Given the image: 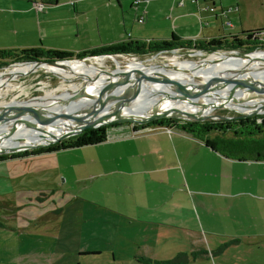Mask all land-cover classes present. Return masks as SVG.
I'll return each instance as SVG.
<instances>
[{
  "label": "crops",
  "instance_id": "obj_1",
  "mask_svg": "<svg viewBox=\"0 0 264 264\" xmlns=\"http://www.w3.org/2000/svg\"><path fill=\"white\" fill-rule=\"evenodd\" d=\"M210 3L214 13L191 0H0V49L79 53L128 38L208 40L246 29L242 1ZM229 7L236 9L222 15ZM122 130L108 128L95 144L0 160L25 166L0 169V196L20 209L13 229L33 238L22 260L53 264L78 252L79 264L87 256L109 264H173L177 256V264H264V159L224 155L211 137L176 127ZM28 174V184L9 183ZM43 233L53 238L49 247L36 245Z\"/></svg>",
  "mask_w": 264,
  "mask_h": 264
},
{
  "label": "water",
  "instance_id": "obj_2",
  "mask_svg": "<svg viewBox=\"0 0 264 264\" xmlns=\"http://www.w3.org/2000/svg\"><path fill=\"white\" fill-rule=\"evenodd\" d=\"M253 51H226L219 52L213 51L207 53L206 56L201 58H185L179 61L167 62V61H155L148 63L142 68H135L131 71H126L122 73L125 78L124 81L116 79L115 81H108L106 86L90 99L88 106L79 111H66L63 112L59 117L57 114H51L50 117H44L42 111L46 108H37L33 113L32 119H16V117L6 116L8 111H4L3 115L0 116V123L5 124V128L8 129V134H1L3 138H0V143H2L8 136L16 131L24 129H36L38 133L43 136L42 141H31L22 145H0V155H11L15 153L26 152L42 147L52 145L59 142L62 139H66L71 136L79 135L82 131L90 128H96L102 125H107L109 123L117 122H134V123H144L149 120H155L160 117L169 116V114H157L151 116L149 119L142 120L140 109L135 111L129 116L115 119L111 117L114 114V110L127 105L129 102L139 98L143 94L142 87L150 86V88L155 87L159 84L167 88L166 92L170 96H175L180 100L185 101H200L202 99L208 100L209 103L214 104L216 107L229 108L234 111L239 112L241 115H259L264 113V101L260 105H256L254 109L249 111L239 110L230 106V99L239 98L236 97L237 90H243L245 95L250 96L247 100L251 99H263L264 100V83H257L252 75H244L243 73L248 70L245 69L241 73L232 74L231 72L226 73H213L209 75L198 76L195 71L188 72L184 71L183 74H178L173 71L175 68L179 67L182 63L188 61H200L205 59L210 54H223L226 57H246ZM34 64L46 63L51 65H60L61 63L56 60H38L31 61ZM25 63V62H23ZM257 63H263L257 65L258 68L264 71V61L259 60ZM167 65L168 68L165 69H153L151 67ZM249 68V73L253 71L248 65H241V68ZM113 69L106 70L110 72ZM134 77V80L131 78ZM261 77H256V79L263 81ZM147 78L148 82H141L143 79ZM262 79V80H261ZM110 83V84H109ZM143 83H146L145 85ZM126 84V85H125ZM125 85L119 89L120 86ZM164 96V95H162ZM36 97V96H35ZM165 99V98H164ZM70 100H73L70 98ZM170 100V99H167ZM32 101V98L26 100H20V106L26 107L27 102ZM23 103V104H21ZM17 105V104H16ZM6 112V113H5ZM195 118L197 120H203L207 118ZM16 120V121H15ZM40 120V121H39ZM38 121V122H36ZM58 124H65L63 127H59ZM46 133L50 134L46 136ZM46 139V140H44Z\"/></svg>",
  "mask_w": 264,
  "mask_h": 264
},
{
  "label": "bare ground",
  "instance_id": "obj_3",
  "mask_svg": "<svg viewBox=\"0 0 264 264\" xmlns=\"http://www.w3.org/2000/svg\"><path fill=\"white\" fill-rule=\"evenodd\" d=\"M200 54L199 52H197L195 54H189V56ZM209 56L200 61H189L182 63V65L179 67L171 66V68H175L173 71H176V73L178 74H183L184 71H195L198 76L223 72H231L232 74H238L241 73L243 70L247 69L248 71L243 74L252 75V77L257 83H262L263 85L264 82L256 79V77H261L262 75H264V71L260 70L257 66L263 64L257 62L259 60L264 61V50H256L246 57L232 56L224 58V55L221 54L219 58H213V61L206 62L205 60ZM116 65L117 67L113 71L103 72L101 69L89 64H85L82 61L65 62L60 65H51L46 63L13 64L11 68L9 67V69H7L6 71L0 72V93L4 88L6 90V88L10 86L11 81L13 79L29 71V68L31 66L43 68L46 71H50L56 75H59L60 77L80 76L85 81L86 86L79 89H75V92L73 91L72 94L67 96H64V93L58 96H53L52 94L45 93L43 96L34 97L32 98V101L24 103L26 104V107H21L19 101L10 100L0 108V116L3 115L4 111L6 110L8 111L6 116L16 117V119L21 120H28L33 118L31 117L32 113L37 108H46L42 111V115L45 118L50 117L51 114H57L56 116L59 117L63 112L66 111L82 110L88 106L90 99L94 97L92 94L95 92L98 93L103 86H106L108 81H115L116 79H119L120 82L124 81L125 78L123 77L122 73L134 70L135 68H142L144 66L140 61L137 60L129 61L125 65H119L116 62ZM241 65L250 66L253 72L251 74H248L249 68H241ZM151 68L165 69L168 67L167 65H159ZM131 79L134 80V77H132ZM262 79H264V77ZM148 81L149 80L145 78L141 82ZM143 84L145 85L146 83ZM125 85L120 86L119 89L125 87ZM142 89L143 94L139 96V98L129 102L127 105L121 108L114 110V114L111 117H115V119H120L122 117L129 116L140 109V118L142 120H146L149 119L151 116L163 113L175 117L192 116L195 118H203L205 116H209L208 114H206L207 111L216 107L214 104H206L209 103L206 99H202L197 102H190L185 100L182 101L176 98L175 96L169 97L168 93L166 92L167 88L159 84L155 85V87L153 88H150V86H144L142 87ZM81 93H84V95L79 97ZM236 97L239 98L230 99V106L245 111L254 109L256 105H260L262 101H264L263 99L247 100V98H249L250 96L245 95V92L243 90H237ZM70 98H72L73 100H70ZM82 104L84 106H82ZM58 125L59 127H63L65 124ZM6 133L8 134V129L5 128V124L0 123V138H3L1 134ZM49 135L50 134L46 133V136L50 137ZM29 140L42 141L43 136H41V134L38 133L36 129L32 130L23 128V130L14 132L12 136H8V138H6L2 143H0V145H22L28 143Z\"/></svg>",
  "mask_w": 264,
  "mask_h": 264
},
{
  "label": "rangeland",
  "instance_id": "obj_4",
  "mask_svg": "<svg viewBox=\"0 0 264 264\" xmlns=\"http://www.w3.org/2000/svg\"><path fill=\"white\" fill-rule=\"evenodd\" d=\"M215 1L216 3L218 2V0H215ZM228 1L229 0H222V2H228ZM231 1H235V0H231ZM240 1H242L243 3V8L242 9L240 8L238 13L240 14V17H242L244 21V26L246 28L244 30L261 28L262 26H264V0H240ZM236 14L237 12L232 13L230 15V20L232 22L234 21V18L232 17L233 15H236ZM208 31L209 30L203 31L204 37L206 38L208 37V33H207ZM240 31H242V29H238L234 32L238 33ZM170 35H171L170 32L166 33L167 38ZM182 50L183 48H179V49L173 50L172 52L161 53L160 55H157L155 58L151 57V59H146V58L153 56L154 53H146L143 55L119 54V53H114L112 51L96 53V54L94 53L92 55H89V54L82 55L79 53H72L71 57L66 58V59L56 60V61H59L61 64L65 62H71V61H82L85 64L95 66L101 69L103 72H106V70H109V69L114 70L117 67L116 62L119 65H125L129 61L137 60V61H140L145 66L148 63H152L155 61L163 60L167 62H174V61H179L180 59H185V58H190V57L201 58L207 55V53H204L199 50L198 52L199 54L201 53L200 55L189 56L187 55L188 53L186 54ZM256 50H264V48H259ZM220 51L226 52L225 50H220ZM191 52H194V50ZM219 56H220L219 54H214V55L212 54L205 61L206 62L213 61V58H219ZM96 61L99 63H97ZM23 62L32 63L31 61H14V62L9 61L6 63V65L0 66V72L6 71L7 69H9V67L11 68L13 64H22ZM85 86H86L85 81L80 76L60 77L59 75H56L50 71H46L43 68H40L37 66H31L29 68V71L13 79L11 81L10 86L7 87L6 90L4 88L1 91L0 108L3 105H5L7 102H9L10 100L20 102V100L23 101L29 98H34L35 96L36 97L43 96L45 93L52 94L53 96H58L64 93L65 94L64 96H67V95L72 94L75 89H79ZM96 94L97 93L95 92L92 95L95 96ZM83 95L84 93H81L79 97ZM82 106L84 105L82 104ZM206 114H208L209 116L203 120L216 121L217 123H220V125H222L223 127H226L229 130L230 129L236 130L237 126L235 123L236 122L239 123L237 119H241L242 122H244L245 119H248L249 117H251L250 115H241L237 111H234L229 108H224V107L212 108L209 111H207ZM260 115H264V113H261L259 115H252V116H260ZM160 118H168L171 120V123H174V124L182 123L185 120H191L195 122L202 121V120H197L195 119V117H192V116H187V117L165 116V117H160ZM150 121H153V120H149L141 124L129 122V121L127 122L130 124L131 129L134 132H136L139 130L149 129V128L141 129L140 126L138 125H145L146 123ZM251 121L253 120L251 119ZM247 122L249 121H245V123ZM113 123H117V122H113ZM150 128H155V127H150ZM106 137H107V134H106ZM34 150H30L29 152H32ZM12 155H16V154H12ZM69 155L71 154L61 155L58 157L62 158V157L69 156ZM2 157L3 156H0V158ZM18 163L19 162L17 161L8 162L6 164L0 165V169H3L4 167H12L14 169H18L19 166L22 167V169H25V166H23L24 162L21 164H18ZM72 164L74 166L77 165L76 160L74 158L72 159ZM59 168L61 170L63 169V166L61 165V163H60ZM25 171L26 173H28L27 170ZM32 175L34 174H28L26 177L15 175L10 178L9 183L14 186H18L19 184H28L29 182L28 180L31 179ZM60 181H61V178H60ZM81 191L82 190L79 188V192ZM78 197L82 199L80 195ZM23 209L24 208H22V210ZM26 210L32 211V208H26ZM18 211H20V209L17 210L15 208L7 207L5 196H0V264H28L27 258L23 260L20 258V251L23 248V243L27 247L29 243L33 242L32 240L33 238H29L28 240H26L27 235H24V233L19 228L16 229L17 232L13 229L15 227V223L13 221L16 219V215L19 214ZM46 234L47 233H43L42 234L43 237L41 239H36L37 241L36 245L46 244V246L48 247L50 246V243L52 242L53 238L51 236L50 237L44 236ZM61 243L62 242L59 243V246H62ZM77 256H78V252L74 253L73 255L66 254L65 258L63 257L62 260H57V262H53V264H79L77 260L78 258H81V257H77ZM82 258H85V259H79L80 264H109L107 262V259L105 258L99 259L100 261L99 263H97L96 259H93L92 256H87V257H82Z\"/></svg>",
  "mask_w": 264,
  "mask_h": 264
},
{
  "label": "trees",
  "instance_id": "obj_5",
  "mask_svg": "<svg viewBox=\"0 0 264 264\" xmlns=\"http://www.w3.org/2000/svg\"><path fill=\"white\" fill-rule=\"evenodd\" d=\"M212 1V0H210ZM183 48L186 54L193 50H200L204 53L213 51H253L259 48H264V27L242 30L238 33L219 34L209 38L208 40H181L171 35L168 39L164 40H143L136 38H128L126 41L114 42L106 45H101L96 48L79 52L82 55H92L112 51L119 54H133L143 55L146 53H153L161 50ZM111 52V54H112ZM110 53V52H109ZM113 53V54H114ZM72 56V52L53 49L41 48H24V49H0V66L6 65L7 62L14 61H38V60H61ZM251 119L253 121H251ZM236 130L227 129L211 120L191 121L185 120L182 123H171L168 118H159L146 123L145 125H138L141 129L150 127H167L178 128L182 131L191 133L195 137L204 138L209 136L213 139V147L227 156L248 158L252 160L264 159V115L251 116L242 122L237 119ZM245 121H249L245 123ZM121 126L122 133H130L133 130L129 128L128 122L110 123L96 128H90L82 131L79 135L71 136L60 142L50 146L38 148L39 150L55 151L59 149L79 147L89 144H95L106 139L107 129L110 127ZM226 132V133H225ZM208 143V141H206ZM27 153H15L18 156ZM1 159L6 158V155ZM179 256L175 259L169 260L168 263L177 264Z\"/></svg>",
  "mask_w": 264,
  "mask_h": 264
},
{
  "label": "built area",
  "instance_id": "obj_6",
  "mask_svg": "<svg viewBox=\"0 0 264 264\" xmlns=\"http://www.w3.org/2000/svg\"><path fill=\"white\" fill-rule=\"evenodd\" d=\"M32 1V0H30ZM149 0H132L133 4L134 5H138L139 3H143V2H148ZM192 2H203V5L202 6V9L201 10H205V11H208L210 13H214L215 12V7L213 5V3H210L211 1L210 0H191ZM35 7L37 9H41L42 7V3L37 1L34 3ZM179 5H183V0H179ZM236 8H232V7H229L227 10H221V14L222 15H226L227 13L235 10ZM143 15H140L137 17V22H143ZM223 24L225 25H231L230 21L229 20H226ZM176 49V48H175ZM175 49H171V50H161V51H157V52H153V56H150L149 58H146V59H151V57L155 58L157 55H160L161 53H167V52H172L173 50ZM199 50H194V52H191V53H188L189 54H195L197 53ZM152 53V52H151ZM165 129H169L167 127H165Z\"/></svg>",
  "mask_w": 264,
  "mask_h": 264
},
{
  "label": "flooded vegetation",
  "instance_id": "obj_7",
  "mask_svg": "<svg viewBox=\"0 0 264 264\" xmlns=\"http://www.w3.org/2000/svg\"><path fill=\"white\" fill-rule=\"evenodd\" d=\"M27 152H29V151H27ZM32 152H35V151H32ZM6 156H9V155H6Z\"/></svg>",
  "mask_w": 264,
  "mask_h": 264
}]
</instances>
